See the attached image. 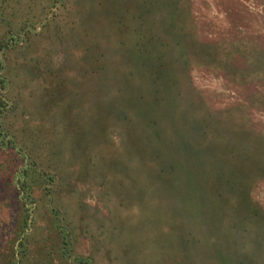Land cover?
<instances>
[{"label":"rangeland","instance_id":"374dc122","mask_svg":"<svg viewBox=\"0 0 264 264\" xmlns=\"http://www.w3.org/2000/svg\"><path fill=\"white\" fill-rule=\"evenodd\" d=\"M130 1L0 0V264H255L198 221L213 220L204 191L226 159L210 174L188 122L264 151V0ZM137 32L161 44L176 87L144 76ZM140 164L161 183L149 207L133 193Z\"/></svg>","mask_w":264,"mask_h":264},{"label":"trees","instance_id":"16d2710c","mask_svg":"<svg viewBox=\"0 0 264 264\" xmlns=\"http://www.w3.org/2000/svg\"><path fill=\"white\" fill-rule=\"evenodd\" d=\"M136 2V4L134 3ZM170 1V0H169ZM157 7H162L166 4L161 3V0H156ZM134 3V4H133ZM154 0H132L130 1L131 7H139L140 9L142 6L148 7L153 5ZM118 7V6H117ZM135 8L134 11L137 10ZM165 8L167 6H164ZM150 8V7H149ZM120 11H122V8H119ZM151 9V8H150ZM118 10V9H116ZM119 11V10H118ZM122 21H125V17L123 15L120 16ZM138 36V40L136 44H140L141 48V56L140 62L141 65L144 68V76H148L152 81H155V78L160 77V80H162V83L158 84V86H161V88L164 90V87H176L178 84V74L175 73L172 74V77L170 78L168 75L170 74V69L175 71L174 65L173 67L167 62V59L165 56H163L164 53L156 54V50H159V46L155 38L153 39L150 35L147 37L143 33H136ZM161 45V44H160ZM162 48V47H161ZM148 53L147 55H144ZM144 55V56H143ZM165 55V54H164ZM143 56V57H142ZM168 63V64H167ZM176 64V63H175ZM158 66V70H156V74L153 72V67ZM143 75H140V77H144ZM4 80L0 79V85L3 87L5 84L3 82ZM169 82V83H165ZM147 87H153L154 90H156L159 93H161L160 87L159 90L155 88V84L149 83ZM143 88V87H142ZM146 88V87H144ZM171 101V100H170ZM174 101V100H172ZM188 122V121H186ZM190 124V127L193 131L196 132L198 136V140L201 142L199 143V149L202 151L208 150V157L214 156L218 159H226L225 162L220 163L219 169H217L216 165L213 164V159L210 160H204L200 164L205 163L206 166H211V168L208 170V172L211 174L213 169L216 168L218 172L214 175L211 174L212 180L214 183H212V188L210 190V187L205 190L204 192L205 197H207L205 204H208V207L213 209L212 218L213 220L208 219V221L202 220V218H199L200 225L205 222V225L207 223H211L212 225L216 222L217 230L216 234L224 235V237H227V246L229 247L230 240L233 241V244H235L236 247H239V245H242L244 248L241 249V251H244L245 256L251 258L252 263H258L260 264V261L262 259V262L264 263V211L261 209V207L252 201L248 195V187L250 186L251 178H249V171L256 168L255 166H263L264 165V151L256 152L253 150H250L246 146L241 145L238 147V145H235L234 140L227 141V139L224 138L223 133L219 130L216 123L212 125V127H207L203 124V121H190L188 122ZM206 129V131H205ZM208 129V130H207ZM242 132V131H241ZM244 134V131L241 133ZM245 135V134H244ZM196 136V137H197ZM193 139V138H191ZM194 140V139H193ZM208 140H210V145L212 144V147L205 148L204 144H208ZM217 140V141H216ZM221 140V141H220ZM220 141V144L219 142ZM240 141V140H239ZM13 145V143H12ZM205 154V152H204ZM211 154V155H210ZM263 154V155H261ZM258 156V157H256ZM228 162V164H227ZM141 166V168H140ZM138 171L142 174V183H140V187L138 186L140 190L133 189L137 196H139L142 199V205H149L147 201V197L153 196V191H149L147 186H153L154 189L159 188V177L156 176V174L153 175V177H150L148 173H150L144 165L140 164ZM215 166V167H213ZM223 166V167H222ZM213 167V168H212ZM181 167L178 164V162L175 163L172 162V164L168 167L167 170H179ZM226 169V170H225ZM248 169V170H247ZM164 169H159L160 173H163ZM164 184V183H163ZM176 190V189H175ZM196 197V196H195ZM183 198L182 193H179V196L177 198V206L173 209V212H169V218L172 220V217L177 216L180 217V224L177 226L178 234L182 233L181 228L184 227L183 222L188 220V217L186 216L187 213H185V216L183 214V209L179 211L178 204L181 203ZM191 199L194 198V196L190 197ZM215 202V204H214ZM182 204L186 205L188 204L190 207H192V203H185ZM149 207V206H148ZM142 208V206H141ZM184 210H187L184 208ZM187 219V220H186ZM26 220L23 224V227L26 226ZM195 225V224H194ZM193 227V225H191ZM203 226V225H201ZM24 231L23 229L21 232ZM180 231V233H179ZM204 231V230H203ZM186 234L184 236V239L182 237V241L184 243L192 242L194 244L198 243V240L196 241V234H194L193 228L185 231ZM211 232V231H210ZM193 233V234H192ZM193 239V240H192ZM216 239V238H215ZM217 240V239H216ZM23 242V239L21 238L19 243L21 244ZM200 242V241H199ZM240 252V251H239ZM260 253H263V255H259ZM257 256H260V259H257Z\"/></svg>","mask_w":264,"mask_h":264}]
</instances>
